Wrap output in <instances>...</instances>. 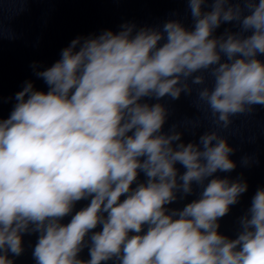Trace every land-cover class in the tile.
I'll return each instance as SVG.
<instances>
[{
	"label": "clouds",
	"instance_id": "clouds-1",
	"mask_svg": "<svg viewBox=\"0 0 264 264\" xmlns=\"http://www.w3.org/2000/svg\"><path fill=\"white\" fill-rule=\"evenodd\" d=\"M206 4L188 0L192 30L169 20L162 30L125 23L77 37L35 73L47 92L26 81L15 94L0 119V264H14L9 253L20 256L31 233L39 234L36 264H264V188L230 239L218 221L248 184L214 175L236 167L217 129L264 106V0H212L204 11ZM231 22L239 32L214 35ZM193 85L215 128L184 143L175 126L163 132L168 109L142 101L178 100ZM141 172L146 180L133 188ZM193 184L198 199L166 207Z\"/></svg>",
	"mask_w": 264,
	"mask_h": 264
}]
</instances>
